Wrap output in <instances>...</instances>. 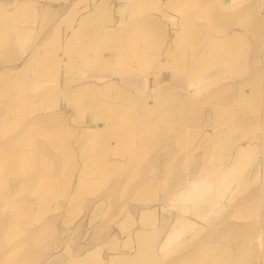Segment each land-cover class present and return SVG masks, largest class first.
Masks as SVG:
<instances>
[{
	"label": "rangeland",
	"instance_id": "374dc122",
	"mask_svg": "<svg viewBox=\"0 0 264 264\" xmlns=\"http://www.w3.org/2000/svg\"><path fill=\"white\" fill-rule=\"evenodd\" d=\"M4 2L0 264H264V0H102L50 38Z\"/></svg>",
	"mask_w": 264,
	"mask_h": 264
},
{
	"label": "crops",
	"instance_id": "0c3cea01",
	"mask_svg": "<svg viewBox=\"0 0 264 264\" xmlns=\"http://www.w3.org/2000/svg\"><path fill=\"white\" fill-rule=\"evenodd\" d=\"M6 1L4 3H8L9 7L6 9L9 13L18 12L20 16V21L18 23H13L11 26V30L14 32H29L36 31L38 32L41 27L45 26V35L47 38L52 37H65L71 35V32L76 30L79 27V23L82 18L86 17L89 14L98 13L101 9L96 6L101 3L102 0H18L20 3V7L16 8L11 5L15 4L17 0H0ZM154 4L156 0H151ZM159 1V0H158ZM165 2L164 0H161ZM233 1V0H232ZM120 0H111V7L114 5V10L116 14V10L121 6L117 3ZM23 4H28V7H25ZM113 8V7H112ZM46 16V18H44ZM34 36V35H33ZM39 35H35L31 41V47L26 52L24 58H21L18 62H10L7 63L6 66L10 68L19 67L22 69L24 66H28L32 63L30 55L34 52L38 47L41 40L38 39ZM6 68V67H5ZM33 72L30 76H33L38 70V67L34 68ZM102 69V68H101ZM104 69V68H103ZM102 69V71H103ZM72 75L66 74L65 71L63 73L59 72L57 75L45 76L43 75L42 79H53V78H63V79H88L89 77L85 76V73L81 74L82 71L76 72L75 70H70L68 73H72ZM84 76V78H83ZM102 78V77H99Z\"/></svg>",
	"mask_w": 264,
	"mask_h": 264
},
{
	"label": "bare ground",
	"instance_id": "6f19581e",
	"mask_svg": "<svg viewBox=\"0 0 264 264\" xmlns=\"http://www.w3.org/2000/svg\"><path fill=\"white\" fill-rule=\"evenodd\" d=\"M106 91V90H105ZM84 93L86 94V93H88L87 91H84V92H77L76 94H74V95H69V97H75V96H78V95H84ZM68 97V98H69Z\"/></svg>",
	"mask_w": 264,
	"mask_h": 264
}]
</instances>
